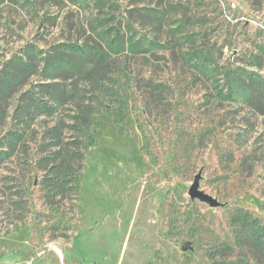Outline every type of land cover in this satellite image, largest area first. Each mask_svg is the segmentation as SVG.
Masks as SVG:
<instances>
[{"label": "rangeland", "instance_id": "374dc122", "mask_svg": "<svg viewBox=\"0 0 264 264\" xmlns=\"http://www.w3.org/2000/svg\"><path fill=\"white\" fill-rule=\"evenodd\" d=\"M49 56L67 63L51 79ZM4 69L21 78L0 84V264H253L237 235L245 214L264 226V0H0ZM47 82L67 99L29 122Z\"/></svg>", "mask_w": 264, "mask_h": 264}, {"label": "trees", "instance_id": "16d2710c", "mask_svg": "<svg viewBox=\"0 0 264 264\" xmlns=\"http://www.w3.org/2000/svg\"><path fill=\"white\" fill-rule=\"evenodd\" d=\"M66 62L60 61L57 62L54 60V56H49L45 62L44 71L47 73V78L51 79L54 76L53 72L55 70L63 71ZM91 73H88V75ZM237 74V72H236ZM18 74H7L6 70L0 71V84L8 86L13 81H18L20 79ZM254 79V77L252 78ZM234 86L241 88L244 86L243 80L241 77L233 79ZM254 84V83H253ZM41 94L40 98H37L35 95L31 96L28 99V103L24 106L21 111L26 112V116L29 122L35 121L36 119L45 116L52 115L57 112L55 104H64L67 99V90L66 87L61 85L59 82H47L41 85ZM90 106V105H89ZM86 107L79 115H76L74 118L73 130L81 133V136H76L74 148L75 151L72 153L73 158L77 161H82L84 159L83 151L86 150L94 142V135L90 133L91 123L88 120L89 111L92 107ZM63 135L62 127L57 126L53 127L49 131V138L54 140V142H60ZM88 144V145H86ZM56 168H59L56 166ZM245 218L251 220L253 225H249L246 233L241 235L238 233L237 242L240 248H246L250 254L251 262L253 264H264V226L257 220L252 218L249 214L244 215ZM235 218V217H234ZM232 224L234 225H247V221H243V217L232 219ZM254 226V227H253ZM245 264H250L248 261Z\"/></svg>", "mask_w": 264, "mask_h": 264}, {"label": "water", "instance_id": "95a60500", "mask_svg": "<svg viewBox=\"0 0 264 264\" xmlns=\"http://www.w3.org/2000/svg\"><path fill=\"white\" fill-rule=\"evenodd\" d=\"M189 196L191 199H199L202 202L210 204L211 206L217 205L214 199L204 194L203 192L199 191L196 184L193 185L189 190Z\"/></svg>", "mask_w": 264, "mask_h": 264}, {"label": "built area", "instance_id": "2783aa9c", "mask_svg": "<svg viewBox=\"0 0 264 264\" xmlns=\"http://www.w3.org/2000/svg\"><path fill=\"white\" fill-rule=\"evenodd\" d=\"M232 7H234V5H232Z\"/></svg>", "mask_w": 264, "mask_h": 264}]
</instances>
